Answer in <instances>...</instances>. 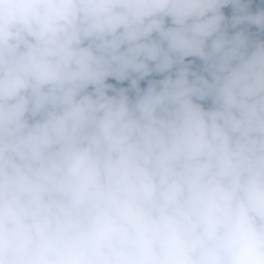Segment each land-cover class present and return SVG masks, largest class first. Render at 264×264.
I'll use <instances>...</instances> for the list:
<instances>
[{
  "label": "clouds",
  "instance_id": "9594fccd",
  "mask_svg": "<svg viewBox=\"0 0 264 264\" xmlns=\"http://www.w3.org/2000/svg\"><path fill=\"white\" fill-rule=\"evenodd\" d=\"M0 264H264V0H0Z\"/></svg>",
  "mask_w": 264,
  "mask_h": 264
}]
</instances>
